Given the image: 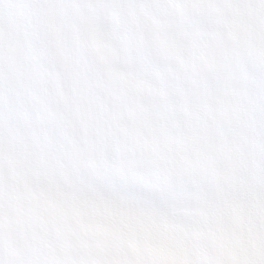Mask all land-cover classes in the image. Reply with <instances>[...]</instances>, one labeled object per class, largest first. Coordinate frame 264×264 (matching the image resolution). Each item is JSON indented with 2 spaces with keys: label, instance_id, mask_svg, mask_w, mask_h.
Listing matches in <instances>:
<instances>
[{
  "label": "clouds",
  "instance_id": "9594fccd",
  "mask_svg": "<svg viewBox=\"0 0 264 264\" xmlns=\"http://www.w3.org/2000/svg\"><path fill=\"white\" fill-rule=\"evenodd\" d=\"M0 264H264V0H0Z\"/></svg>",
  "mask_w": 264,
  "mask_h": 264
}]
</instances>
